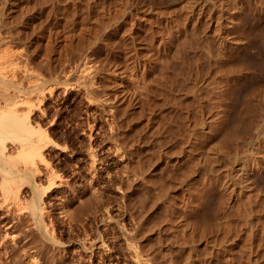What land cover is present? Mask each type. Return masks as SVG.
Here are the masks:
<instances>
[{
    "label": "rangeland",
    "instance_id": "374dc122",
    "mask_svg": "<svg viewBox=\"0 0 264 264\" xmlns=\"http://www.w3.org/2000/svg\"><path fill=\"white\" fill-rule=\"evenodd\" d=\"M8 1L9 0H0V43L2 44V45L0 44V57L2 55V58L0 59V62H2V63H0V67H1L0 69L1 70L3 69V73L6 72L5 77L7 76L6 81H7L8 85H11L12 87L14 85V87H16V88L18 87V90L19 91L22 90V92L26 91L32 85V83L35 82L36 79H40L39 81L42 82L43 86L38 91L39 92L38 98L35 99L33 97L34 99L32 98V100L30 101V103H31L30 105H32V107L30 106L28 109H26L28 106H24V107H22V109H20V111L22 112L23 116H26L28 114V118L30 120L29 124L32 125L31 127H33L34 130H36V131L38 130L37 132H40L39 134H41L40 129H45L48 136H50L51 140L54 141V143L56 144L55 145L54 143H48V142L46 143V141H48V140L46 138H44L45 136H43L42 134L39 136L40 138H41V136H43V138H44L41 140L42 141L41 143H43V147H42L41 151H42L44 158L46 160L45 163H47V165H48V167L47 168L45 167V168L48 170H51V171L54 169V171H53L54 175H56L58 172V174L56 175L57 179H59V177H60L59 180H63L64 182L67 183V185H66V183H64L61 187L49 186L48 182H47L48 179L45 177V175L47 177H48V175L45 173L44 166H46V165H44V164L43 165L39 164L38 165V166H40V167H38V169H40L38 171L39 173L36 174L35 176L32 175V178L34 177L33 178L34 184L39 187L40 191L44 195V196H42L43 199L41 200V203H44L43 205L45 206V209H47L49 211V213H48L49 219L47 217L48 221L46 220V222L47 223L51 222L50 223L51 225L50 224H48V225H50L51 228L53 227L52 228V230H54L53 234L56 233L55 237L57 236L56 238L59 240L58 246H56V247L54 246V248L56 250L60 251V253L63 252L62 258L60 260V258L58 256H61V254L55 255V254H57L58 251L55 252L53 250L54 249L53 247H49V249L50 248H52V249L47 250V252L49 251V255H51V256L54 254V256H53L54 258H52V261H53L52 263L48 262L47 264H60V263L61 264L62 263L63 264H151V263L152 264H165L164 262H166V264L167 263L168 264H176L177 263L176 261L178 259H179L178 263L180 262L179 264H182L183 261H185V262H183L185 264L187 261L194 262L197 260H200V264H224V263L225 264H232V263L233 264H247L246 263V259L248 257V253H247L248 252V249H247L248 245L247 244H249V243L251 245L253 243L258 244L259 246L261 245L259 247L258 245H252L251 246L249 244V246H250L249 248L252 247V250H254L256 248V250L253 253L252 252L250 253V258L251 259L254 258L253 260L257 261V262H255L257 264H261L260 262H262V264H263L264 257H263V259L260 257L264 256V236L262 234V236H260L261 239H258L259 231L256 234V236L254 235L251 237V236L245 235L246 237H242L241 239H239L240 241H238L237 242L238 244H236L234 247H227L226 253H223L224 256L222 253H221L222 256L220 254H218V255H216L215 253L212 254V249L214 248L213 241L217 237L220 238V236H219L220 234L217 235V232H216L217 228L216 227L220 226V223H218V222L220 221L221 218H222V220L220 222L223 221L222 215L224 214V212H222V211H224L222 209L223 208V206H222L223 200L220 201L221 199H223V197L218 198L221 194L219 192H218L219 194L218 193L214 194L217 191L214 192V190L212 191L211 189L205 190L203 197H205V196H207V197H205V199L202 197V199L207 202L206 203L202 200L203 201L202 206H205L207 209H210L211 212L207 211L205 207H204L205 209L202 207L204 210L201 208L199 210L200 213L197 212V214H196L198 216V217H196V218H198L197 221L200 218V220L198 221L200 226L203 224L204 221L205 222L210 221V222H206V226H207V223H209L210 227L214 229V231H213V229H212V231L216 232V233L213 234V232H210V234H209V232H207V234L205 233L206 235L204 234V236H203V234L200 232L201 230L199 231L200 233H198V231H196V230H193V232H192V230H188L187 232H192V233H187V232L182 233V235L185 236L186 238L181 237L182 235H180V234H178V235L181 238L174 237V236H178L175 233L176 228H173V227H176V222L175 223L173 222L172 224L174 226L171 227L172 225L169 223L168 218H167L168 222L161 220L163 218H165V220H166L165 216H167L166 210H165L166 213L164 211L160 212L163 209H165L164 207H160L159 209H157L158 207H156L152 210L148 208L147 204H149V203H147V201L149 200L148 202H150V200L153 199V197H154V195H153V197L151 196L153 193H151V195L149 194L150 191L148 192V190H146V192L149 194V196L146 192H145L146 194L143 193L144 195H141L142 194L141 190H143V192H144V188H142L141 190H138L141 187L139 185H137L133 188V190L130 194V199H132L133 201L130 199L128 201V200H125L124 198H122L123 197L122 195L124 194V190H123L124 186L121 185L123 182L120 181V179L124 181L128 177L127 175H130L129 177L133 178L134 174H137L139 172V169H138V171H136L137 170L136 167L143 160V158H142L143 153L141 151L138 153L139 158L136 157L137 151L139 150V148H138L139 145H141L145 141L144 137L140 141L141 137L145 136V139H146V137L148 139L151 138L150 140L152 141V143L148 139H147L148 141H146V142H148L146 144H148V146H150L151 144L154 143V139L156 140L157 139L156 137H158L159 134H161V133L165 134L164 129H162L164 132H162V130L160 132L155 131L156 132V135H155L154 134L155 133L154 130H156V129H154L155 125L154 126H145L142 124L143 123V121H142L143 120L142 119L143 113L145 114V110H143L142 104H141L142 99H143V97H145L144 93H147V94L150 93V90L152 89L151 86L153 84V82L150 83L149 80L150 81L156 80L159 77V75H161L160 72L163 71V66L165 68V62L162 63L163 64V66H162L160 64V62L158 63L157 56H159L158 59H161L160 57L165 56L167 58L166 59L164 58V61H166L168 59V62L170 64L172 63L174 68L171 67L172 65H170L169 70L165 68L166 71L168 73H170L173 69H175L176 65L179 67V64H176V63L180 62L178 60L179 57H180V59L181 58L186 59L185 62H187V60L190 58V56H191V58H190L191 62H192V60L196 61L197 59L201 60L202 62H205L203 60V58H200V57L202 56V54H203V56H205V50L203 51L202 48H204V47L206 48V45H207L206 42L199 43V44L197 43L196 45H198V46L201 45L200 46L201 49H200V47L196 48L197 46L194 44V43H196V41L194 40V38H192L193 35H190L191 36L190 38H189V34L186 35L188 37V39H187L186 36L183 37V34H181V36L183 37V38L182 37L181 38L183 40H180L179 37L176 36V38L178 37L179 40L173 39V41H174V45H173V41L172 42L170 41V38H168L169 35L167 33H169V31H170V28L168 29V27H170V26H172L171 30H174V28H173L174 24L170 23V26L168 24H166L164 26L165 28H162V27H160L163 25L162 23H160V26L158 27V25H159L158 20H154L155 23H157V24L153 23L152 29L153 30L157 29V31H159V32H157L156 35L158 33H160L159 35H161V36H160V39L158 38L159 35L155 36V38H157V39H155V38L152 39L151 35H149V33L144 34L145 33L144 31H141V30L139 31L136 27L131 26V23H129L133 20L131 14H129L130 16L127 14L126 18H125L126 20H124V21L119 20L117 23L114 22L116 20V18L121 14V11L123 9H125L124 7H126V4L128 7L130 6V5H128L129 1L130 2L134 1L136 4L141 5L144 2V0H10L9 2ZM11 1H13V2H11ZM228 2L230 4V6L233 8V12H232L233 14H231V17L232 18L233 17L235 18V16L237 17L236 18L237 20H235V21L239 22V26L237 28H234L230 32V36H232V38H235V40L232 42H229L226 45L225 56L223 57L224 60L226 61V64L224 66L225 70L224 69L220 70L218 67L214 66L212 68L213 70H211V71L213 72L212 73L213 75H214V73H215V75H217V80L221 81L223 84H225V86H226V84H228V85L231 84L232 88H230V91H232V92H230V93H232V94L231 95H230V93H229V95L227 94L225 96V100H224L223 96L220 97L218 102L220 101L219 103H221V104H224L226 102V104L224 106L227 109L226 110L227 115L229 113L227 122L228 123L231 121L233 122L234 116L233 117H231V116L234 115L235 112H236L235 115H238V116L234 117L236 119V122L234 120L233 126L231 124L232 122L228 124L229 126L225 125L224 126L225 128L223 127V129L221 128V130H218L220 132H218V134H216V135H215V133H217V132L205 135V137L202 138V135H204V130H202V129H204V127L208 125L204 122V121L208 120V119L206 120L204 116H206V118H211V117L214 118L216 115L215 112L218 113L219 112L218 110H220V109H216L215 111L213 110V111L209 112V108H208L209 106L206 105L207 102H206V104L204 103L206 105V107L204 106L201 109L202 113H201V110H199L200 108L197 109L195 107L197 110L191 109L186 115H185L184 110L182 111V109H183L182 107H184V106H182V105L180 106V104L179 105L177 104V106L178 107L180 106V108H181L180 109L181 113H179V108L176 107V111H178V112H176V114L179 113L180 115L179 114H177V115L182 116V113H183L185 118L182 116L183 118L180 117L181 119L179 118V121H178L177 119L179 116H176L177 117L176 118L175 115L171 111H169V112L167 111L166 113H168V114H166L164 112L163 113L165 115H172L173 114L174 116L173 115L172 116H165V117L163 116V119L164 118L169 119L170 117H173V118L169 119L170 123H171V120H172V122H173V120H174V122L177 120L176 124L178 123L177 126H180L179 129H181V131H180L181 136H182V133L185 136H187L189 134L188 131L191 132L192 137L189 134L188 135L189 137H188V139H186V142L190 143V142H192L193 139L194 140L195 139H202V145L204 146V149H207L208 146H211V145H214V144L220 142L219 140L223 141V139L228 138L230 140L231 144H230V142L226 143V145H227L225 147V148H227L226 152L227 153H233V154L235 152L236 153L238 152L237 154L240 155V153L241 154H244V153L247 154L249 152L250 148H252V146H256L257 144H258V146H260L258 141L262 137H264V134H263L264 133V123L262 122L263 119H260V118H262V116H264L263 115L264 114V95H263V97L260 96L262 93H264V40H263L264 38L263 39L261 38V36L264 37V12H259L257 10L260 8V6H262L264 4V0H228ZM236 3H238V5H236ZM120 9H122V10H120ZM119 17H121V15ZM119 17L117 19H119ZM112 18H113V20H111ZM32 25H33V28H32ZM110 25H112V26H110ZM118 26H119V28H118ZM159 28H162L163 30L159 29ZM165 29L167 32L165 31ZM126 31H127V33H125ZM163 31H165L166 33H164ZM134 32L135 33L139 32L140 34L138 36H136ZM123 33H124V35H123ZM199 33H201V32H199ZM132 35H134V36H132ZM140 35H141V37H139ZM164 35L165 36L167 35V36L165 37ZM136 37H137L138 42H136L137 40H135ZM259 37H260V40L258 39ZM150 38L152 41L150 40ZM164 38H165V40H164ZM184 38H185V40H184ZM143 39L146 42H144ZM146 39H148V40H146ZM158 39L159 40L162 39V40H164V42L166 41V43H168L166 48H165V46L164 47L161 46L160 48L158 46L155 47V44H157L158 43L157 41H159ZM169 41L172 43V45L170 44ZM246 41L248 43L249 42L251 43L252 41H254V42L251 43L253 45L250 44L249 47L244 48L243 43H245ZM212 43H213V41L211 42V44ZM143 44L145 46H143ZM214 45L215 44H213V46ZM135 46H137V47H135ZM141 46L143 48L145 47L144 48L145 50H139V47H141ZM5 47H7V48H5ZM146 47H148V49ZM157 47H158V49H157ZM168 47H170L169 50L167 49ZM156 49L158 52L154 51ZM164 49H165V51H164ZM198 49H200V50H198ZM213 49H214V52H213L214 57L212 60H216L217 57L215 56V54H216L215 51H217V46H214ZM148 50H149V52H148ZM166 50H168V51H166ZM7 51H9V52H7ZM3 52L5 54H3ZM148 53H150V55L152 57L149 56ZM200 53H201V56L199 55ZM164 54H167L169 56V58L167 55H164ZM177 54H178V56H177ZM4 55L6 57L3 58ZM174 55L178 57V58L176 57V59L178 61L173 60V59H175ZM194 56H196V60H195ZM154 57L156 58V61H157V66H155V68L156 67L157 68L156 69L153 68L154 70L152 69L150 72L151 76H150V73H148L149 75L147 74L148 75L147 76L145 73H143L141 71V67H139L138 64L143 62V60L151 61V59H152V61H155ZM5 58H6V61H5V63H3ZM169 60H171V61H169ZM189 60H188V62H190ZM1 64H3V65H1ZM125 64H126V66H125ZM131 64H133L134 66ZM158 64H160V65H158ZM82 65L86 66L88 68L91 67L90 69H88V78H86L87 76L85 75L87 73H84V76H83V70L82 69H84V68H82L83 67ZM177 66H176V68H177ZM203 66H205V63H203ZM2 67H4V68H2ZM224 67H222V68H224ZM136 69L138 71H140L141 74L140 75L138 74L140 77L137 75L138 71ZM244 70H246L247 72ZM89 71H91L92 74ZM152 72H153V74H152ZM154 73H155V75H154ZM78 75L79 76L81 75L82 77L81 76L79 77ZM152 75L155 76V79ZM147 77H149V78H147ZM151 77L153 78V80ZM184 77H186V75ZM86 79H88V80H86ZM192 79L193 78L187 77V82L185 84L189 85V86H187L188 88L192 86V83H193ZM144 80H146V82H144ZM254 80H257V81L255 82ZM115 81L121 85H118ZM183 81L185 82L186 79H183ZM111 82H112V84H111ZM184 82H182V83L184 86H186L184 84ZM252 82L255 85L257 84L256 85L257 88H255V90L252 88L254 90V91L252 90L254 93L251 91V88H249V86L250 87L254 86V84ZM146 83H147V85H146ZM251 83L253 84L252 86H251ZM154 84H155V86H157L156 83H154ZM256 86H254V87H256ZM12 87L9 88V91ZM136 87L138 90H136ZM131 88H134L135 90L131 89ZM248 88L250 90H248ZM121 90L123 91V93H121ZM161 90H163V87L161 88ZM205 91H207V90H205ZM205 91H201L202 93L200 95H201V97H203L207 101V98H211V96H209V95H211V93L205 92ZM249 91H250V93L252 92L253 95L256 93L255 91H257V92L259 91V97H262L261 98L262 100L258 96L257 97L259 98V100H257L256 95L258 93H256V95L251 97L252 95L249 93ZM130 92L135 93V94L131 95ZM138 92L139 93L141 92V93L138 94ZM164 92H165V90H164ZM119 93H121V94H119ZM245 93H246V95L250 94L251 98L248 97L249 95H247V96L244 95ZM85 94H87V95L85 96ZM113 94H115V96ZM123 94H125L126 96H125V98L121 99V100H123V101H121L120 95L122 96ZM141 94L142 95L144 94V95L142 96ZM127 95H128V97H127ZM129 95H131V96H129ZM88 97L89 98L91 97L90 99L92 101L89 100ZM247 97L251 101L248 100ZM253 98L256 99L254 101H257L258 104L262 103L263 105L262 104L257 105V103L254 105L253 103H255V102H253ZM135 99H136V102L139 103L140 105L134 102ZM223 100H224V102H223ZM247 100L250 101V103H249L250 105L248 104L247 105L248 107L246 108L245 103H248V102H246ZM260 100L263 102H261ZM96 101H98V102H96ZM130 102H131V105H130ZM251 103L253 105H251ZM135 104H137V105H135ZM139 106L142 108L141 109L142 114L140 112H138V111H140V109H137V112L140 115H142L141 118H140V116L138 117V115H137L138 113H136V111L134 113V110H136L135 108H137V107L139 108ZM231 106H232V108H231ZM249 106H250V109H249ZM252 106H255L257 108L252 107ZM100 107H101V109H100ZM228 107H229V109H228ZM128 108H129V111H128ZM29 109H31V110H29ZM117 109H119V110H117ZM206 109H208V111ZM246 109H249L251 111L246 110ZM122 110H123V112H122ZM240 110L241 111L243 110V111L241 112ZM127 111L129 112V114ZM130 111H132L131 113H133V115L136 114L137 116L135 115L133 117V115L130 114ZM231 111H233V112H231ZM21 112H20V114H21ZM199 113H201L203 115H201ZM113 114L115 117L113 116ZM125 114H127V115H125ZM191 114L193 116H190ZM196 114L200 115V116H197ZM241 114H242V116H241ZM255 114H256V116H254ZM129 115H131L134 119L132 117H130ZM239 116L241 117L240 119L244 120V122H241V126L239 125L240 122H237L238 120L236 118V117L239 118ZM137 117H138V119H137ZM174 117H175V119H174ZM249 117H251L250 118L251 121L248 120ZM186 118H188V119H186ZM190 118H191V120H190ZM199 118H203V120L199 119ZM135 119H137L135 121L136 127H139L138 125H140L139 128L134 127L135 126V122H134ZM183 119H184V122L182 124ZM230 119H232V120H230ZM137 121H139V122H137ZM166 121L169 123L168 120H166ZM187 121L190 124L187 123ZM200 122L203 123L202 124V126L204 125L203 127H201ZM253 122H255L256 125L262 124L263 127L258 129V131H257V128H259V127H258V125H257V127H255L256 125L254 123L253 124V126L255 125L254 126L255 128H254L252 126ZM180 123L184 126V128H186L185 126H187V129H189V130L186 129L187 132H186V130H184L185 132H183L182 131L183 126ZM196 123H197V128H195ZM243 124L245 126L244 131H243ZM198 125H200V126H198ZM234 125H235V127H234ZM226 126H228V127H226ZM151 127L154 130L151 129ZM198 127H200V128H198ZM236 127H238V130ZM115 129H117V130H115ZM147 129H149V130H147ZM177 129H178V127H176V134H177L176 135L177 136L176 146H178L177 140H178V136H179L177 133ZM151 130H153V132H154L153 135H152ZM259 130H261V132H259ZM149 131H151L150 132L151 134L147 133ZM114 132H115V134H114ZM136 132H139L141 137L139 136V133H136ZM142 132H143V134H142ZM244 132H246L247 134ZM120 133H121V136L123 135L122 137L124 139H121L122 137L120 136ZM257 133L258 134L262 133L263 135L262 134H261L262 136L257 135ZM39 134H37V135H39ZM147 134H148V136H147ZM164 134H163V136H164ZM212 134H213V136H212ZM244 134H246V135H244ZM114 135L116 137H114ZM236 135H238L239 137ZM152 136H154L153 140H152ZM218 136H220L221 139ZM117 137H118V139H117ZM128 137H129V140H128ZM131 137H132V139H131ZM138 137H140V138H138ZM185 138H187V137H185ZM217 138L219 140H217ZM135 139L136 140L138 139V140L136 141ZM133 141L134 142L136 141V142L133 143ZM138 141L142 142V143L140 144V143H138ZM126 142H127V144H126ZM118 143L120 145L121 144L122 145L120 146V145H118ZM128 143H130V145L132 147H130V148L127 147V146H130ZM155 143H157V141H155ZM228 143L230 144L229 146H228ZM143 144H145V142ZM137 145H138V147H137ZM121 147L123 148L122 149L123 151L120 150ZM117 148H119V152L116 151ZM127 148H129V150ZM126 149H127V151H126ZM124 150L127 152V153L125 152L126 154L124 153ZM130 150H131V153H130ZM133 150H135V151H133ZM134 152H136V154H135L136 156H134ZM116 153H118L119 155ZM140 153L142 154L141 156L139 155ZM120 154L123 156L121 158L122 160L120 159V157H121ZM191 154L195 155V152H191ZM132 155H133V157H132ZM94 156H96V157H94ZM124 156L125 157L127 156V158H125ZM18 159L24 160V158L23 159L18 158ZM18 159H16V160H18ZM135 159H136V161H139V162H135ZM20 160H18V161H20ZM130 160H134V162L131 161L133 164H135V163H139V164H136L135 166H132L130 168L129 167L130 166L129 163H131ZM124 161H125V164L126 163L128 164V165L126 164V168H125V164L123 163ZM133 164H131V165H133ZM122 165L124 167H122ZM168 166L169 165H167V166L165 165V167H166V168H164L165 173H166V171H168L167 176H168V173H169V176H172L175 172L170 166L169 167ZM163 167H160V169ZM123 168L126 170L128 169V170L127 171L123 170ZM135 168H136V170H135ZM160 169L158 170V172H159L158 174L161 173L160 174L161 176L159 177V175L157 174V178H160V179L164 178V177L167 178L165 176L164 171H161L163 169H161V170ZM213 169H216V168H213ZM219 169L217 168V170H219ZM40 171H41V173H40ZM124 171L128 172L129 174H127ZM221 171H222V169H220V171H218V172L215 170L214 173L220 174ZM122 172H124L125 175ZM163 174H164V177H162ZM178 175L179 174L176 171V176H178ZM125 176H126V178L122 179ZM220 177H223V176L221 175ZM257 181H258L257 184L260 187H264V182L262 180H261L262 182L259 180H257ZM113 182L116 184H114ZM120 186H122L123 188H121ZM29 187L30 186L27 185L26 183H24V185H23V183L21 184L20 191L22 194L21 198L23 197L22 200H29L30 199L31 192L29 190L30 189ZM45 188H47L48 191L45 190ZM90 191H91V193H90ZM122 192H123V194L121 195ZM93 194L96 195L95 199H94ZM180 195L181 194L179 192L178 196H180ZM208 195H209V197H208ZM91 196H93V197H91ZM178 196H176V201L178 200L177 202H179L180 204L182 201H183V203L187 201L185 197H184L185 200H182L183 194L181 195L182 196L181 198H179ZM103 197H104V199H103ZM116 198H118L119 201H118V199L116 201ZM142 198H144V199L148 198V199L143 200ZM142 200L144 202L146 201L145 203H147V204L144 205L142 203ZM50 201H51V203H49ZM126 201H127V203L132 201V205L130 204L131 202L129 203L130 205H127ZM218 201H220V202L217 203ZM59 202L63 204L65 209H68L67 212L71 216L69 220L63 218V215H62L63 212L60 209V205H59L60 203ZM205 203H206V205H204ZM213 203H215V204H213ZM93 204H94V206H93ZM218 204H219V206H218ZM261 205H263V204H261ZM261 205L259 207H262ZM91 206H93V207H91ZM127 206L129 208V210H127L128 209V208H126ZM143 206H144V209H143ZM216 206H217V208L219 207L218 208L219 210L216 208ZM221 206H222V208H221ZM146 208H147V210H145ZM161 208H162V210H161ZM143 210H145L147 212L144 211V214H143ZM214 210L215 211L217 210V211L215 212ZM249 210L250 209H246V211H248V212H249ZM203 211H206V212H203ZM94 212H97V213L95 214ZM159 212L162 213L163 215L165 214V216H162V214H160ZM207 212H209V213H207ZM214 212L216 214L217 213L219 214L221 212L220 216L217 214L221 218L220 219H219V217L214 218L217 216ZM146 213H148V217H147ZM155 213H157V215ZM203 213H205V214H203ZM131 214H132V216H131ZM255 214H257V213H255ZM137 215H139V216L137 217ZM143 215H144V217H143ZM151 215H153L152 218H151ZM208 216H210V217H208ZM143 218H144V220H142ZM148 218H149V220H148ZM258 218H259V222L261 221L260 223H262V225H263L264 220L262 221V219H264V218L263 217H258ZM109 219H111V220L108 221ZM214 219L217 220V222H215L216 220L214 221L216 227H215L214 223L212 222V220H214ZM154 221H156V222H154ZM162 221H164L165 223H162ZM205 222H204V224H205ZM167 223L169 225H167ZM147 224H149V225H147ZM217 224H219V226ZM157 225H160V226H157ZM164 225L167 227L170 226L172 228V230L169 227H168L169 229H167V227H164ZM203 225H202V228L206 227L205 225L204 226ZM156 226L159 228V230L157 228H156L157 230L155 229ZM121 227H123V228H121ZM179 227H183V226H179ZM256 227H257V225H256ZM124 228H125V230H124ZM161 229H162V231L165 230L166 233L168 231L169 234L168 233L167 234L169 236L167 234H165L166 236H164V233H163L164 231L163 232L160 231ZM140 231H142L143 233ZM152 231L155 234L157 232L158 235L156 234L157 235L156 236ZM194 231H195V233H194ZM170 232H172V233H170ZM196 232H197V235H196ZM149 233L150 234L152 233V234L150 235ZM146 234H148V236ZM188 234H192V235L188 236ZM209 235H211V237H213V238L209 237ZM194 236H195V238H194ZM196 236H199V238H196ZM247 236H248V238H247ZM123 237H124V239H123ZM249 237H250V240L253 239L254 242H253V240L249 241ZM176 238H177V241H176ZM205 238L207 240H205ZM199 239H201L202 241L200 242ZM82 240H84L83 243H82ZM148 240H150V242ZM125 241H127V242H125ZM259 241H261V243H259ZM129 242L130 243L132 242L131 243L132 245H130ZM192 242L194 243V245ZM206 242H207V244H206ZM202 243H205L204 246L208 247V249H207L208 251L204 249L205 247H203ZM8 244L6 246V249L10 250L11 244L10 243H8ZM136 244L138 247L136 246ZM150 244H151V246H150ZM184 245H185V247H184ZM194 246H195V248H194ZM254 246H256V247H254ZM257 246H258V248H257ZM200 247H202V248H200ZM209 247L211 248V250H209L210 249ZM132 249L133 250L135 249L138 253L136 251H133ZM154 249H155V251H154ZM196 249H199V250L196 251ZM228 249H231V251L230 250L229 251L232 252L233 254L229 253ZM191 250H194V251L192 252ZM28 251L29 250L27 249L26 251H24V253L22 252V254H24V256H26L29 253ZM166 251H168V252H166ZM176 251H177V253H176ZM51 252H52V254H51ZM187 252L188 253L192 252V254H190V253L188 254ZM180 253L182 256H180ZM183 254L186 256H184ZM139 255L140 256L142 255L141 258ZM148 255L150 256L151 259L149 258ZM153 255L155 256L156 259L153 257ZM233 255H234V258L232 257ZM198 256H200L199 257L200 259H198ZM201 256L204 257V259L201 258ZM219 256L224 258V259L220 258ZM227 256L231 257V258H228ZM251 256H253V258ZM147 257L150 259V263H149V259H147ZM194 257H196L197 259H195ZM232 258H233V260L231 261ZM144 259H147V260H145L146 263H145ZM190 259H192V260H190ZM207 259L209 262L207 261ZM234 259H235V261H234ZM210 260H211V262H210ZM248 260H249V258L247 259V262H248ZM54 261L55 262L57 261V262L54 263ZM147 261H148V263H147ZM160 261H162V262H160ZM205 261H206V263H205Z\"/></svg>",
    "mask_w": 264,
    "mask_h": 264
},
{
    "label": "bare ground",
    "instance_id": "6f19581e",
    "mask_svg": "<svg viewBox=\"0 0 264 264\" xmlns=\"http://www.w3.org/2000/svg\"><path fill=\"white\" fill-rule=\"evenodd\" d=\"M10 1V0H9ZM8 1V2H9ZM13 2V1H11ZM130 5L129 7L127 6L126 4V7H124L125 9H120L122 10L121 11V17H119V19L116 18V20L114 22H118L119 20H126V15L128 14H131L132 15V18L133 20L129 23H131V26L133 27H136L139 31H144L143 33L144 34H148L151 35V38H155V36L159 35L160 33H158L156 35L157 32V29L153 30L152 29V25L153 23L154 24H157L155 23L154 20H158V27L160 26V23H162L160 27L162 28H165L164 26L166 24H168L170 26V23L171 24H174V30H171V27H168V29L170 28V31L169 33H167L169 35L168 38H170V41L172 42L173 39H179L180 40H183L182 38L185 37L186 35L189 34V38L191 37L190 35H193L192 38H194V40L196 41V43H194L195 45L198 43H204L206 42V48H202V50L204 51L205 50V56H201V53L199 54L200 58H203V60L205 62H202L201 60L197 59L196 60V56L195 57V60L196 61H193L191 62V56H190V62H185L186 59H183L180 57L178 58V54L177 56H175V59L173 60H177L176 57L178 58V60L180 61L179 63H176V64H179V67L175 66V69H171L170 73H168L166 71V69H170V65H172V63L170 64L168 62V59L166 61H164V58L166 59L167 57H160L161 59H158L159 56H157V60H158V63L160 62V64L163 66V62H165V68L163 66V71L160 72L161 75H159V77L154 80V81H150L149 82H153L152 84V89L150 90V93L147 94V93H144L143 95L145 97H143L142 99V108L143 110H145V114L143 113V117L142 115H140L138 112L141 113V107L139 106V108H135L136 110H134V113L136 111V113H138V117L140 116V118L142 117V121H143V125L145 126H154V130L152 127L151 129L154 130V132H160L162 129H164L165 131V134L164 133H161L158 135V137H156L157 139L155 140L154 139V143L151 144L150 146H148V142L146 141H151L150 139H148L146 137L145 139V136H140V133L139 132H136V133H139V136L141 137L140 141L142 140V138L144 137V142L145 144H143L142 142H139L138 143H142L141 145H137V147L139 148V150L137 151V154L136 152H134V156L138 157V153L141 151L143 153V160L139 163H135L133 164L132 162H134V160H130L131 163L130 164V168L132 166H135L136 164H139L135 170L138 171L139 169V172L137 174H134L133 178L129 177L130 175H127L128 177L126 178V176L122 179H125L124 181L120 179V181H122L121 185L124 186V188L122 186H120L121 188H123L124 190V194L123 192L121 193V195L123 196L122 198H124L125 200H128L130 199V194L133 190V188L137 185H139L141 188L138 189V190H141L142 188H144V192L143 190H141V195H144L143 193L146 192V190H148L149 194L151 195V193H153L151 196L153 197V199L150 200V202L147 201V203H145L143 200L145 199H148V198H142V203L144 205H148V208L149 209H154L156 207H158L157 209H159L160 207H164L165 209L161 210L160 212H167V216H165V214L163 215L162 213V216H165L166 217V220L168 218L169 220V223L172 225L171 227H173L174 225L172 224L173 222L175 223L176 222V227H173V228H176V235L180 234L182 235V233H185L187 232L188 230H196L198 231V233H202L203 236L204 234L207 232H213L214 229L210 227L209 223H207V226H206V222H210V221H204L203 224L206 226V227H203L202 228V225L200 226L199 225V220L197 221L198 217L196 214L197 212H199V210L205 206H202V202H206L205 200L202 199L203 197V194L205 192V190H214L217 191L215 192L214 194L216 193H220L221 195L219 196L218 194V198H222L223 199H219L220 201L223 200V203H222V206L221 208L224 210L222 212H224V214L222 215L223 216V221L220 222L222 220L220 216V213L217 215L215 212L214 213L217 215L216 217L214 218H218L220 219V221L218 223H220V226L219 224H217L219 227H216L214 220H212V222L214 223L215 227L217 228L216 229V232H217V235L220 234V238L217 237L214 239L213 241V246L214 248L212 249V254H220L221 253H226L227 251V247H234L236 244H238L237 242L240 241L239 239H241L242 237H246L245 235H248V236H256V234L258 233L259 231V234H258V239H261L260 236H264V224L262 225V223L259 222V218L258 217H263L264 218V187H260L258 184H257V180L259 181H263L264 182V137H262L258 142H259V145L258 144L256 146H252V148H250L249 152L246 154H237L236 152L233 154V153H227L226 149L225 148L227 145L226 143L227 142H230V140L228 138H225L222 140H219L217 138V140H219L220 142L214 144V145H211V146H208L207 149H204V146L202 145V139H193L192 142H186V139H188V135L190 134V136L192 137V133L188 131V135L185 136L183 133H182V136H181V129H179L180 126H177L178 123L176 124V121L178 120L179 121V118H183L184 115L182 113V116H179L181 113L180 112V106H184L182 107V111L184 110L185 112V115L191 110V109H199L201 110L204 106L206 107L209 106V112L210 111H215L216 109H220L218 110L219 112L216 113L215 112V117H211V118H206L205 119L207 121H204L206 124H208L207 126L204 127V135H202V138L205 137V135H208V134H211V133H215L218 134V130H221V128L223 129V127L225 125H228L229 123L231 122H227L228 121V116H229V113L227 115V109L226 107L224 106L226 104V102L224 104H221L218 102V100L220 99V97H224V100H225V96L230 92V88L231 87V84H223L221 81L217 80V75H214L212 74L213 72L211 70H213L212 68L214 66L218 67L220 70L221 69H224L225 70V64H226V61L224 60V56H225V48H226V45L229 43V42H232L235 40V38H232V36H230V32L231 30H233L234 28H237L239 26V22L238 21H235L237 20L236 16L235 18L231 17V14H233V8L230 6L228 0H144V2L141 4V5H138L136 4L134 1H129L128 2ZM12 5V4H11ZM236 5H238V3H236ZM130 8V9H129ZM237 8V7H236ZM235 8V9H236ZM259 12H264V4L262 6H260L259 9H257ZM235 12V11H234ZM30 16V15H29ZM130 16V15H129ZM152 16V17H151ZM115 17V16H114ZM129 18V17H128ZM130 19V18H129ZM113 20V18L111 19ZM128 20V19H127ZM154 22H153V21ZM122 22V21H121ZM157 22V21H156ZM111 24V23H110ZM113 25V24H112ZM110 25V26H112ZM130 25V24H129ZM125 26V25H124ZM121 27V26H120ZM32 28H33V25H32ZM105 28V27H104ZM107 28V27H106ZM111 28V27H110ZM115 28V27H114ZM119 28V26H118ZM162 28H159V29H162ZM2 29V28H1ZM15 29V28H14ZM125 29V28H124ZM167 29V30H168ZM127 30V29H126ZM163 30V29H162ZM108 31V30H107ZM156 31V32H155ZM166 31V29H165ZM165 31H163L164 33H166ZM201 32V33H199ZM127 33V31L125 32ZM135 33V32H134ZM162 33V32H161ZM140 33L137 32L135 33L136 36H138ZM181 34H183V37L181 36ZM260 34V33H259ZM124 35V33H123ZM121 36V35H120ZM134 36V35H132ZM160 36L159 35V39H160ZM165 36V35H164ZM167 36V35H166ZM165 36V37H166ZM176 36H178L176 38ZM141 37V35L139 36ZM149 37V36H148ZM182 37V38H181ZM187 37V36H186ZM121 38V37H120ZM135 38V37H134ZM150 38V40H151ZM163 38V37H162ZM167 38V39H168ZM261 38L263 39L264 37L261 36ZM157 39V38H155ZM158 39V40H159ZM178 39V40H179ZM188 39V37H187ZM260 40V37L258 38ZM137 40V37L136 39ZM144 40V39H143ZM148 40V39H146ZM165 40V38H164ZM164 40H159L157 41L158 43L155 44V47L158 46L159 48L162 46L166 48V46L168 45V43H166V41L164 42ZM169 40V39H168ZM185 40V38H184ZM257 40V39H256ZM255 40V41H256ZM258 40V41H259ZM264 40V39H263ZM141 41V40H140ZM152 41V40H151ZM169 41V42H170ZM202 41V42H201ZM213 41V43L211 44V42ZM257 41V42H258ZM138 42V40L136 41ZM143 42V41H142ZM144 42H146L144 40ZM170 42V44L172 45V43ZM178 42V41H177ZM254 42V41H252ZM251 42V43H252ZM140 43V42H139ZM138 43V44H139ZM189 43V42H188ZM250 42L248 43L247 41L245 43H243V47H249ZM261 43V42H260ZM1 44V43H0ZM5 44V43H4ZM147 44V43H146ZM154 44V43H153ZM190 44V43H189ZM213 44H215L214 46H217V51H215V56L217 57L216 60H212L213 57H214V49H213ZM2 45V44H1ZM6 45V44H5ZM173 45H174V41H173ZM253 45V44H251ZM138 46V45H137ZM135 46V47H137ZM143 46H145L143 44ZM183 46V45H182ZM198 47H200L201 45H196ZM149 47V46H148ZM148 47H146L148 49ZM154 47V46H153ZM157 47V49H158ZM173 47V46H172ZM7 48V47H5ZM145 48V47H144ZM142 46L139 47V50H145ZM170 47H168L167 49L169 50ZM177 48V47H176ZM2 49V48H1ZM146 49V50H147ZM154 50V51H157ZM162 49V48H161ZM160 49V50H161ZM201 49V47H200ZM198 49V50H200ZM6 50V49H5ZM4 50V51H5ZM8 50V49H7ZM153 50V49H152ZM166 50V51H168ZM165 51V49H164ZM9 52V51H7ZM6 52V53H7ZM149 52V50H148ZM158 52V51H157ZM171 52V51H170ZM162 53V52H161ZM160 53V54H161ZM166 53V52H165ZM3 54H5L3 52ZM8 54V53H7ZM149 56L150 53H148ZM163 54V53H162ZM161 54V55H162ZM169 54V53H168ZM164 55H167V54H164ZM168 56V55H167ZM173 56V55H172ZM182 56V55H181ZM6 57L5 55L3 56V58ZM152 57V56H151ZM171 57V56H170ZM2 58V55L0 57V59ZM85 58V57H84ZM140 58V57H139ZM155 58V57H154ZM169 58V56H168ZM185 58V57H184ZM8 59V58H7ZM148 59V58H147ZM150 59V58H149ZM163 59V60H162ZM183 59V60H182ZM162 62H161V61ZM172 60V59H171ZM169 60V61H171ZM6 61V58L5 60L3 61V63H5ZM135 61V60H134ZM133 61V62H134ZM141 62V61H140ZM2 63V62H0ZM8 63V62H7ZM132 63V62H131ZM203 63H205V66H203ZM120 64V63H119ZM118 64V65H119ZM158 64V65H160ZM213 64V65H212ZM3 65V64H1ZM130 65V64H129ZM133 65V64H131ZM139 67H141V71L143 73H145L146 75L148 73L151 72V70L155 68V66H157V61H156V58H155V61H149V60H143V62H141L140 64H138ZM175 65V64H174ZM83 66V65H82ZM126 66V64H125ZM134 66V65H133ZM115 67V66H114ZM131 67V66H130ZM161 67V66H160ZM171 67L174 68V66L172 65ZM224 67V68H222ZM1 68V67H0ZM4 68V67H2ZM82 69L83 70V76H84V73H87L85 74L86 78H88V69H90L91 67H86V66H83ZM133 68V67H132ZM138 69V68H137ZM136 69V70H137ZM153 69V70H154ZM1 70V69H0ZM176 70V71H175ZM204 70V71H203ZM223 70V71H224ZM14 71V70H13ZM114 71V70H113ZM117 71V70H116ZM115 71V72H116ZM138 71V70H137ZM157 71V70H156ZM161 71V70H160ZM242 71V70H241ZM246 71V70H244ZM5 72V71H4ZM91 73V71H89ZM139 72V73H138ZM137 72V75L141 74L140 71ZM154 72V71H153ZM152 72V74H153ZM217 72V71H216ZM225 72V71H224ZM247 72V71H246ZM6 73V72H5ZM5 73H3V69L0 71V264H47L48 262H53L52 261V258H54V254L51 256L49 255V251L47 252V250H50L52 248L49 249V247H53L54 246H58L59 244V240L55 237V234H53L54 230H52V228L50 227V223H47L46 220H47V217L49 219V211L47 209H45V206L43 205L44 203H41V200L43 199L42 196L43 193L40 191L39 187L37 185L34 184V181H33V178H32V175H36L38 174L39 170L38 166L39 164H44L46 166H44V170H45V173L48 175V177L45 175V177L48 179L47 182H48V185L49 186H55V187H61L64 183L63 180H59L57 179L56 175H54L53 171L54 169L51 171V170H48L46 169L48 167L46 160L44 158V155L41 151L42 147H43V143H41L42 139L46 138L48 141H46V143H54V141L51 140L50 136H48V134L46 133V130L45 129H40L41 130V134L43 136H45L43 138V136H41V138L39 137L41 134H39L40 132H37L36 130H34L33 127H31L32 125L29 124L30 120L28 118V114L26 116H23L22 115V112L20 111V109H22V107L24 106H28L26 109H28L30 106L32 107V105H30V101L32 100V98L34 97L35 99L38 98V94H39V90L41 89V87L43 86L42 85V82L39 81L40 79H36L35 82L32 83V85L24 92L19 91L18 90V87H13L11 85H8L7 81H6V77H5ZM82 73V72H81ZM80 73V74H81ZM89 73V74H90ZM92 74V73H91ZM116 74V73H115ZM8 75V74H7ZM10 75V74H9ZM120 75V74H119ZM136 75V74H135ZM138 75V76H139ZM149 75V74H148ZM147 75V76H148ZM155 75V73H154ZM152 75L155 79V76ZM186 75V77H184ZM79 76V75H78ZM81 76V75H80ZM79 76V77H80ZM143 76V75H142ZM150 76H151V73H150ZM158 76V75H157ZM231 76V75H230ZM242 76V75H241ZM82 77V76H81ZM140 77V76H139ZM187 77H190V78H193V83H192V86L191 87H187L189 85H186L185 83L187 82ZM227 77V76H226ZM239 77V76H238ZM91 78V77H90ZM149 78V77H147ZM152 78V77H151ZM229 78V77H228ZM85 79V78H84ZM113 79V78H112ZM183 79H186V81L184 82ZM82 80V79H81ZM88 80V79H86ZM119 80V79H118ZM153 80V78H152ZM114 81V80H113ZM143 81V80H142ZM148 81V80H147ZM253 81V80H252ZM255 82L257 80H254ZM44 82V81H43ZM116 82V81H115ZM144 82H146V80H144ZM186 85L184 86L183 83ZM251 82V81H250ZM114 83V82H113ZM117 83V82H116ZM143 83V82H142ZM157 86H155V84ZM253 83V82H252ZM251 83V86L254 84ZM11 84V83H10ZM112 84V82H111ZM118 84V83H117ZM132 84V83H131ZM118 85H121V84H118ZM147 85V83H146ZM257 85V84H256ZM254 84V86H256ZM114 86V85H113ZM129 86V85H128ZM134 86V85H133ZM137 86V85H136ZM250 87L251 88V91L256 87ZM12 87L9 91V88ZM121 87V86H120ZM123 87V86H122ZM163 87V90H161V88ZM97 88V87H96ZM115 88V87H114ZM117 88V87H116ZM126 88V87H125ZM124 88V89H125ZM248 88V90H250ZM253 88V89H252ZM105 89V88H104ZM118 89V88H117ZM116 89V90H117ZM123 89V90H124ZM127 89V88H126ZM131 89H134V88H131ZM96 90V89H95ZM135 90V89H134ZM136 90L137 87H136ZM140 90V89H139ZM165 90V92H164ZM207 90V91H205ZM232 90V89H231ZM253 90V91H254ZM99 91V90H98ZM201 91H205V92H210L211 95V98H207V101L206 99H204L203 97H201ZM252 91V92H253ZM11 92V93H10ZM119 92V91H118ZM126 92V91H125ZM246 92V91H245ZM249 93L252 95L251 97H253L254 95H256V93H258L256 95V97L258 96L259 97V91H255L256 93L253 95V93ZM121 93H123V91L121 90ZM119 93V94H121ZM131 93V92H130ZM129 93V94H130ZM141 93V92H140ZM138 92V94H140ZM247 93V92H246ZM246 93L244 95H246ZM261 93V92H260ZM41 94V93H40ZM132 94H135V93H131ZM147 94V95H146ZM208 94V93H207ZM232 93H230L231 95ZM250 94H247L249 95L248 97H250ZM87 94H85L86 96ZM96 95V94H95ZM115 96V94H113ZM129 95V96H131ZM142 95V94H141ZM142 95V96H143ZM246 95V96H247ZM264 93H262L260 96L263 97ZM113 96V97H114ZM125 94H123L122 96L120 95V100L125 98ZM140 96V95H139ZM240 96V95H239ZM128 97V95H127ZM247 97V98H248ZM250 97V98H251ZM255 97V98H256ZM257 97V100H259V98L261 99L262 97ZM33 98V99H34ZM91 98V97H90ZM89 97L88 99L91 100ZM116 98V97H115ZM255 98H253V103L254 105L257 103V101H254L256 100ZM105 99V98H104ZM103 99V100H104ZM102 100V99H101ZM118 100V99H117ZM116 100V101H117ZM138 100V99H137ZM223 100V102H224ZM242 100V99H241ZM248 100H250L248 98ZM246 101L248 103H245V107L247 108L248 104L250 103V101ZM262 100V99H261ZM260 100V101H261ZM92 101V100H91ZM90 101V102H91ZM123 101V100H121ZM131 101V100H130ZM139 101V100H138ZM243 101V100H242ZM98 102V101H96ZM133 102V101H132ZM135 103L136 102V99L134 101ZM207 102V104H206ZM236 102V101H235ZM259 102V101H258ZM263 102V101H261ZM101 103V102H100ZM99 103V104H100ZM206 105H205V104ZM231 103V102H230ZM94 104V103H93ZM133 104V103H132ZM139 104V103H137ZM135 104V105H137ZM177 104L180 106L178 107ZM251 103V105H253ZM262 103L258 104L257 105H261ZM130 105H131V102H130ZM134 105V106H135ZM140 105V104H139ZM250 105V104H249ZM263 105V104H262ZM227 106V105H226ZM130 107V106H129ZM132 107V106H131ZM176 107L179 108V115L176 114ZM196 107V108H195ZM252 107H255V106H252ZM117 108V107H116ZM115 108V109H116ZM232 108V106H231ZM230 108V109H231ZM257 108V107H255ZM254 108V109H255ZM101 109V107H100ZM137 109H140V111L137 112ZM196 109V110H197ZM229 109V107H228ZM235 109V108H234ZM240 109V108H239ZM249 109H250V106H249ZM249 109H246V110H249ZM31 110V109H29ZM119 110V109H117ZM125 110V109H124ZM133 110V109H132ZM166 110V111H165ZM205 110V109H204ZM203 110V111H204ZM208 111V109H206ZM253 110V109H252ZM256 110V109H255ZM21 114H20V112ZM128 111H129V108H128ZM127 111V112H128ZM169 112L171 111L175 117L176 116H179L178 119L174 122H172L171 120V123H170V120L171 118L173 117H170L169 119H166L164 118L163 119V116H172V115H165L164 113L166 112ZM236 111V110H235ZM241 111V110H240ZM243 111V110H242ZM241 111V112H242ZM251 111V110H249ZM29 112V111H28ZM116 112V111H115ZM118 112V111H117ZM121 112V111H120ZM123 112V110H122ZM132 111H130V114L133 115V113H131ZM164 112V113H163ZM196 112V111H195ZM205 112V111H204ZM233 112V111H231ZM111 113V112H110ZM126 113V112H125ZM201 113H202V110H201ZM199 113V114H201ZM24 114V113H23ZM101 114V113H100ZM115 114V113H114ZM113 114V116H114ZM129 114V112H128ZM142 114V113H141ZM164 114V115H163ZM168 114V113H166ZM205 114V113H204ZM236 114V112H235ZM232 115L231 117H235V116H238V115ZM124 115V114H123ZM127 115V114H125ZM136 115V114H135ZM133 115V117L135 116ZM136 115V116H137ZM173 115V116H174ZM197 115V114H196ZM203 115V114H201ZM264 115V114H263ZM130 117H132L131 115H129ZM190 116H193L192 114ZM197 116H200V115H197ZM208 116V115H207ZM242 116V114H241ZM256 116V114L254 115ZM262 116V115H261ZM115 117V116H114ZM118 117V116H117ZM132 117V118H133ZM137 117V119H138ZM174 117V119H175ZM203 117V116H202ZM209 117V116H208ZM233 117V119L235 120L236 122V119ZM244 117V116H243ZM242 117V118H243ZM260 117V116H259ZM129 118V117H128ZM131 118V119H132ZM177 118V117H176ZM180 118V119H181ZM185 118V117H184ZM198 118V117H197ZM237 118V122H240V126H241V122H244L243 119H240L241 117L239 116L236 117ZM251 117H249L248 120L251 121L250 119ZM130 119V118H129ZM134 119V118H133ZM135 119L134 122L137 120ZM188 119V118H186ZM193 119V118H192ZM199 119H202L203 118H199ZM260 119H263V123H264V116H262V118ZM118 120V119H117ZM127 120V119H126ZM168 120L169 123L166 121ZM191 120V118H190ZM232 120V119H230ZM233 120V122H234ZM242 120V121H241ZM141 121V120H140ZM199 121V120H198ZM255 121V120H254ZM128 122V121H127ZM139 122V121H137ZM184 122V119L182 121V124ZM233 122L231 123L232 126H233ZM119 123V122H118ZM121 123V122H120ZM187 123H189L187 121ZM194 123V122H193ZM201 123V122H200ZM255 122L252 123V126ZM259 123V122H258ZM140 124V123H139ZM169 124V125H168ZM181 124V123H180ZM181 124V125H182ZM190 124V123H189ZM192 124V123H191ZM203 123H201V127ZM230 124V125H231ZM235 124V123H234ZM126 125V124H125ZM185 125V124H184ZM187 125V124H186ZM197 128V123L195 124ZM237 125V124H236ZM256 125V123H255ZM254 125V126H255ZM259 128H257V131L258 129H260L261 127H263V125H259L257 124ZM257 125L255 127H257ZM113 126V125H112ZM140 127V125H138ZM183 126V125H182ZM189 126V125H188ZM200 126V125H198ZM229 126V125H228ZM226 126V127H228ZM238 126V125H237ZM239 126V127H240ZM253 126V127H254ZM131 127V126H130ZM136 127V122H135V126ZM139 127H136V128H139ZM176 127H178L177 129V133H178V146H176V138H177V134H176ZM186 128H182V131L185 132L184 130L187 129V126H185ZM190 127V126H189ZM235 127V125H234ZM244 124H243V131H244ZM254 127V128H255ZM200 128V127H198ZM225 128V127H224ZM237 130H238V127H236ZM119 129V128H118ZM126 129V128H125ZM131 129V128H130ZM141 129V128H140ZM150 129V128H149ZM147 129V130H149ZM192 129V128H191ZM117 130V129H115ZM123 130V129H122ZM136 130V129H135ZM146 130V129H145ZM153 130L152 131V135H153ZM189 130V129H187ZM186 130V132H187ZM256 130V129H255ZM262 130V129H261ZM261 130H259V132H261ZM151 131L147 132V133H150ZM162 130V132H164ZM240 131V130H239ZM43 132V133H42ZM141 132V131H140ZM144 132V131H143ZM142 132V134H143ZM156 132L154 133L156 135ZM202 132V131H201ZM133 133V132H132ZM135 133V134H136ZM203 133V132H202ZM243 133V132H242ZM246 133V132H244ZM39 134V135H37ZM115 134V132H114ZM151 134V133H150ZM149 134V135H150ZM164 134V136H163ZM222 134V133H221ZM234 134V133H233ZM237 134V133H236ZM247 134V133H246ZM244 134V135H246ZM262 134V133H261ZM261 134H258L257 135H261ZM264 134V133H263ZM262 134V135H263ZM125 135V134H124ZM129 135V134H128ZM137 135V134H136ZM145 135V134H144ZM223 135V134H222ZM243 135V136H244ZM261 135V136H262ZM118 136V135H117ZM120 136H121V133H120ZM119 136V137H120ZM123 136V135H122ZM121 136V137H122ZM126 136V135H125ZM134 136V135H133ZM138 136V135H137ZM148 136V134H147ZM213 136V134H212ZM221 136V135H220ZM218 136L220 139L221 137ZM238 136V135H236ZM241 136V135H240ZM114 137H116L114 135ZM120 137V138H121ZM138 137V138H140ZM150 137V136H149ZM153 137L152 136V140H153ZM187 137V138H185ZM208 137V136H207ZM215 137V136H214ZM217 137V136H216ZM239 137V136H238ZM237 137V138H238ZM127 138V137H126ZM197 138V137H196ZM260 138V137H259ZM258 138V139H259ZM118 139V137H117ZM116 139V140H117ZM121 139H124L123 137ZM132 139V137H131ZM130 139V140H131ZM148 139V140H147ZM190 139V138H189ZM239 139V138H238ZM257 139V138H256ZM128 140H129V137H128ZM134 140V139H133ZM136 140V139H135ZM138 140V139H137ZM136 140V141H137ZM123 141V140H122ZM125 141V140H124ZM135 141V142H136ZM155 141H157V143H155ZM191 141V140H190ZM222 141V142H221ZM114 142V141H113ZM133 141V143H135ZM115 143V142H114ZM137 143V144H138ZM152 143V141H151ZM55 144V143H54ZM127 144V142H126ZM130 145V143H128ZM132 144V143H131ZM231 144V142H230ZM228 143V146L230 145ZM45 145V144H44ZM56 145V144H55ZM118 145H120L118 143ZM122 145V144H121ZM120 145V146H121ZM133 145V144H132ZM117 146V145H116ZM235 146V145H234ZM115 147V146H114ZM127 147H132L131 145L130 146H127ZM129 148H127L129 150ZM136 148V147H135ZM137 148V149H138ZM123 148L121 147L120 150H122ZM126 149V151H127ZM132 149V148H131ZM114 150V149H113ZM116 151L119 152V148L116 149ZM123 151V150H122ZM124 150V153L126 152ZM135 151V150H133ZM195 152V155H192L191 152ZM127 153V152H126ZM125 153V154H126ZM130 153H131V150H130ZM115 154V153H114ZM118 154V153H116ZM129 154V153H128ZM127 154V155H128ZM133 154V153H132ZM136 154V155H135ZM119 155V154H118ZM124 155V154H123ZM130 155V154H129ZM140 156L142 155L141 153L139 154ZM103 156V155H102ZM117 156V155H116ZM121 156V157H120ZM120 159L123 157L121 154H120ZM96 157V156H94ZM125 157V156H124ZM131 157V156H130ZM133 157V155H132ZM135 157V158H136ZM18 158H21L24 160H20ZM115 158V157H114ZM127 158V156L125 157ZM139 158V157H138ZM20 161H18V160ZM38 159V160H37ZM124 159V158H123ZM134 159V158H133ZM122 160V159H121ZM117 161V160H116ZM135 162H139V161H136L135 159ZM50 163V162H49ZM125 164V161L123 162ZM122 163V164H123ZM127 164V163H126ZM126 164H125V168H126ZM133 164V165H131ZM93 165V164H92ZM128 165V164H127ZM165 165H169L173 170H174V174L172 176H169V173H168V176H167V172L165 173ZM50 166V165H49ZM164 166V167H163ZM168 166V167H169ZM42 167V166H41ZM46 167V168H45ZM119 167V166H118ZM122 167H124L122 165ZM128 167V166H127ZM128 167V168H129ZM160 167H163L160 169ZM134 168V167H133ZM213 168H216V169H213ZM217 168L219 169H222L221 171V175L223 177H220L221 175L220 174H215V170L218 172L220 171L217 170ZM122 169V168H121ZM161 170V171H164L165 173V176L167 178L164 177V174L162 175V177L164 178H157V174L159 173L158 170ZM96 170V169H95ZM123 170H126L123 168ZM128 170V169H127ZM126 170V171H127ZM124 171V172H126ZM160 171V172H161ZM172 171V170H171ZM176 171L177 173L179 174L178 176H176ZM92 172V171H91ZM94 172V171H93ZM119 172V171H118ZM124 172H122L124 174ZM216 172V173H217ZM41 173V171H40ZM89 173V172H88ZM127 174H129L128 172H126ZM163 173V172H162ZM161 174V173H160ZM160 174L159 177L161 176ZM31 175V176H30ZM42 175V174H41ZM91 175V174H90ZM94 175V174H93ZM115 175V174H114ZM120 175V174H119ZM125 175V174H124ZM123 175V176H124ZM113 177V176H112ZM106 179V178H105ZM164 179V180H163ZM166 179V180H165ZM107 180V179H106ZM102 181V180H101ZM261 181V182H262ZM37 182V181H36ZM98 182V181H97ZM100 182V181H99ZM23 183H26L27 185H29L30 187V192H31V197L29 200H22L21 196V191H20V186L21 184ZM38 183V182H37ZM108 183V182H107ZM114 183V182H113ZM103 184V183H102ZM116 184V183H114ZM118 184V183H117ZM67 185V183H66ZM106 185V184H105ZM48 187V186H47ZM50 188V187H49ZM96 188V187H95ZM120 188V189H121ZM45 190H47V188H45ZM103 190V189H102ZM114 190V189H113ZM117 190V189H116ZM122 190V189H121ZM122 190V191H123ZM24 191V190H23ZM48 191V190H47ZM120 191V190H119ZM139 192V191H138ZM179 192L180 194L182 195L183 194V197L179 195ZM91 193V191H90ZM94 193V192H93ZM117 193V192H116ZM120 193V192H119ZM147 193V192H146ZM145 193V194H146ZM210 193V192H209ZM208 193V194H209ZM148 194V193H147ZM148 194V196H149ZM100 195V194H99ZM116 195V194H115ZM25 196V195H24ZM94 199L96 198L94 195ZM91 196V197H93ZM176 196H178L179 198H183L182 200H185L186 198V202L183 203V201L181 202V204L179 202L176 201ZM205 196V195H204ZM48 197V196H47ZM113 197V196H112ZM147 197V196H146ZM185 197V198H184ZM207 197V196H205ZM205 197H203L205 199ZM209 197V195H208ZM59 198V197H58ZM101 198V197H100ZM211 198V197H210ZM93 199V200H94ZM98 199V198H97ZM104 199V197H103ZM106 199V198H105ZM118 198H116V201H117ZM90 200V199H89ZM88 200V201H89ZM114 200V199H113ZM132 200V199H130ZM203 200V201H202ZM212 200V199H211ZM60 201V200H59ZM107 201V200H106ZM119 201V199H118ZM122 201V200H121ZM133 201V200H132ZM132 201H130L129 203L132 205ZM220 201H218L217 203H219ZM103 202V201H102ZM216 202V201H215ZM51 203V201L49 202ZM55 203V202H54ZM60 203V202H59ZM90 203V202H89ZM94 203V202H93ZM100 203V202H99ZM106 203V202H105ZM109 203V202H108ZM116 203V202H115ZM122 203V202H121ZM127 203V201H126ZM129 203H127V205H130ZM183 203V204H182ZM207 203V202H206ZM206 203L204 205H206ZM96 204V203H95ZM119 204V203H118ZM215 204V203H213ZM263 204V205H261ZM60 205V209L61 211L63 212V218L64 219H67L69 220L70 219V214L67 212L68 209H65V207L63 206L62 203L59 204ZM85 205V204H84ZM117 205V204H116ZM262 206V207H259V206ZM81 206V205H80ZM94 206V204H93ZM91 206V207H93ZM97 206V205H96ZM134 206V205H133ZM150 206V207H149ZM219 206V204H218ZM48 207V206H47ZM90 207V208H91ZM102 207V206H101ZM109 207V206H108ZM122 207V206H121ZM130 207V206H129ZM69 208V207H68ZM86 208V207H85ZM111 208V207H110ZM123 208V207H122ZM128 208V206L126 207ZM202 208V209H203ZM206 208V207H205ZM204 208V209H205ZM217 208V206H216ZM219 208V207H218ZM217 208V209H218ZM106 209V208H105ZM114 209V208H113ZM118 209V208H117ZM142 209V208H141ZM143 209H144V206H143ZM203 209V210H204ZM246 209H250L249 212L246 211ZM104 210V209H103ZM107 210V209H106ZM123 210V209H122ZM129 210V208L127 209ZM147 210V208L145 209ZM143 210V214H144V211ZM150 210V211H151ZM207 211H210V209H207ZM219 210V209H218ZM102 211V210H101ZM139 211V210H138ZM137 211V212H138ZM159 211V210H158ZM106 212V211H105ZM115 212V211H114ZM147 212V211H145ZM149 212V211H148ZM154 212V211H153ZM156 212V211H155ZM165 212V213H166ZM203 212H206V211H203ZM219 212V211H218ZM95 214L97 212H94ZM102 213V212H101ZM128 213V212H127ZM200 213V212H199ZM209 213V212H207ZM206 213V214H207ZM257 213V214H255ZM100 214V213H99ZM122 214V213H121ZM126 214V213H125ZM129 214V213H128ZM134 214V213H133ZM141 214V213H140ZM147 214V217H148V213ZM157 215V213H155ZM205 214V213H203ZM211 214V213H210ZM123 215V214H122ZM155 215V216H156ZM208 215V214H207ZM206 215V216H207ZM212 215V214H211ZM132 216V214H131ZM130 216V217H131ZM139 215H137L138 217ZM141 216V215H140ZM153 215H151V218H152ZM95 217V216H94ZM116 217V216H115ZM144 217V215H143ZM150 217V216H149ZM210 217V216H208ZM213 217V216H212ZM98 218V217H97ZM107 218V217H106ZM146 218V217H145ZM66 220V221H67ZM111 219H109L108 221H110ZM141 220V219H140ZM144 220V218L142 219ZM147 220V219H146ZM149 220V218H148ZM156 220V219H155ZM161 220H164L165 222H168V220L166 221L165 218L161 219ZM176 220V221H175ZM264 219H262L263 221ZM48 221V220H47ZM152 221V220H151ZM164 221H162V223H165ZM100 222V221H99ZM137 222V221H136ZM142 222V221H141ZM140 222V223H141ZM146 222V221H145ZM156 222V221H154ZM153 222V223H154ZM217 222V220L215 221ZM259 222V223H258ZM104 223V222H103ZM138 223V222H137ZM159 223V222H158ZM50 224V225H48ZM107 224V223H106ZM117 224V223H116ZM134 224V223H133ZM144 224V223H143ZM260 224V225H259ZM66 225V224H65ZM81 225V224H80ZM104 225V224H103ZM102 225V226H103ZM119 225V224H118ZM140 225V224H139ZM149 225V224H147ZM167 225H169L167 223ZM203 225V226H204ZM257 225V227H256ZM260 227H259V226ZM108 226V225H107ZM157 226H160V225H157ZM155 227V229L157 228L159 230L158 227ZM179 226H183V227H179ZM138 227V226H137ZM143 227V226H142ZM154 227V226H153ZM164 227H167L164 225ZM171 230L172 228L170 226H168ZM167 227V229H169ZM213 227V226H212ZM214 227V228H215ZM104 228V227H103ZM123 228V227H121ZM163 228V227H162ZM156 229V230H157ZM166 229V230H167ZM198 229V230H197ZM213 229V231H212ZM259 229V230H258ZM114 230V229H113ZM125 230V228H124ZM130 230V229H129ZM143 230V229H142ZM155 230V231H156ZM201 230V231H200ZM111 231V230H110ZM162 231V229L160 230ZM164 231V232H163ZM162 232L164 233V236H166L165 234H169V232L167 231V233L165 232V230H163ZM200 231V232H199ZM136 232V231H135ZM134 232V233H135ZM142 232V231H140ZM153 232V231H152ZM192 232H187V233H192ZM216 232H213L216 233ZM261 232V233H260ZM128 233V232H127ZM143 233V232H142ZM154 233V232H153ZM161 233V232H160ZM172 233V232H170ZM174 233V232H173ZM174 233V234H175ZM195 233V231H194ZM88 234V233H87ZM125 234V233H124ZM140 234V233H139ZM150 234V233H149ZM152 234V233H151ZM150 234V235H151ZM155 234V233H154ZM157 234V232H156ZM155 234V235H156ZM167 234V235H168ZM205 234V235H206ZM102 235V234H101ZM116 235V234H115ZM119 235V234H118ZM141 235V234H140ZM148 236V234H146ZM154 235V236H155ZM158 235V234H157ZM156 235V236H157ZM173 235V234H172ZM187 235V234H186ZM192 234H188V236H191ZM196 235H197V232H196ZM112 236V235H111ZM117 236V235H116ZM136 236V235H135ZM153 236V235H152ZM163 236V235H162ZM163 236V237H164ZM169 236V235H168ZM187 236V237H188ZM247 236V238H248ZM142 237V236H141ZM174 237H179L178 236H174ZM181 237H184L186 238L185 236H181ZM179 237V238H181ZM209 237H211V235H209ZM208 237V238H209ZM260 237V238H259ZM133 238V237H132ZM135 238V237H134ZM148 238V237H147ZM166 238V237H165ZM178 238V239H179ZM189 238V237H188ZM193 238V237H192ZM195 238V236H194ZM196 238H199V236H196ZM213 238V237H211ZM210 238V239H211ZM263 238V237H262ZM124 239V237H123ZM149 239V238H148ZM155 239V238H154ZM157 239V238H156ZM161 239V238H160ZM164 239V238H163ZM168 239V238H167ZM183 239V238H182ZM202 239V238H201ZM199 239V241L201 242L202 240ZM252 239V238H251ZM126 240V239H125ZM205 240H207L205 238ZM204 240V241H205ZM253 240V239H252ZM250 240V237H249V241H252ZM256 240V239H255ZM84 240H82V243H83ZM150 242V240H148ZM152 241V240H151ZM176 241H177V238H176ZM104 242V241H103ZM127 242V241H125ZM155 242V241H154ZM197 242V241H196ZM254 242V240H253ZM252 242V243H253ZM256 242V241H255ZM10 243L11 244V248L10 250H7L6 249V246L7 244ZM99 243V242H98ZM105 243V242H104ZM123 243V242H122ZM130 243V242H129ZM132 243V242H131ZM130 243V245H132ZM135 243V242H134ZM152 243V242H151ZM193 243V242H192ZM249 243V242H248ZM257 243V242H256ZM259 243H261V241H259ZM97 244V243H96ZM103 244V243H102ZM143 244V243H142ZM154 244V243H153ZM161 244V243H160ZM163 244V243H162ZM203 244V247L205 243H202ZM207 244V242H206ZM250 244V243H249ZM248 245L247 249H248V257L247 259L249 258L248 262H247V259H246V263L247 264H257L255 262V260H253V256H251L253 259L250 258V253L254 252L256 250V248L254 250H252V247L249 248L250 246ZM9 245V244H8ZM92 245V244H91ZM164 245V244H163ZM178 245V244H177ZM194 245V243H193ZM196 245V244H195ZM209 245V244H208ZM251 245V244H250ZM252 245H258V244H252ZM251 245V246H252ZM84 246V245H83ZM96 246V245H95ZM99 246V245H98ZM105 246V245H104ZM127 246V245H126ZM137 246V244H136ZM145 246V245H144ZM151 246V244H150ZM160 246V245H159ZM183 246V245H182ZM181 246V247H182ZM207 246V245H206ZM259 246V245H258ZM257 246V248H258ZM261 246V245H260ZM259 246V247H260ZM120 247V246H119ZM129 247V246H128ZM131 247V246H130ZM138 247V246H137ZM185 247V245H184ZM193 247V246H192ZM246 247V246H245ZM256 247V246H254ZM60 248V247H59ZM125 248V247H124ZM123 248V249H124ZM133 248V247H132ZM179 248V247H178ZM183 248V247H182ZM195 248V246H194ZM198 248V247H197ZM202 248V247H200ZM210 248V247H209ZM29 250L27 253L26 256H24V254H22V252L24 253V251L26 250ZM86 249V248H85ZM111 249V248H110ZM166 249V248H165ZM184 249V248H183ZM182 249V250H183ZM205 250L208 249V247H205L204 248ZM246 249V250H247ZM55 252H57L58 250H56L55 248L53 249ZM61 250V249H60ZM133 250V249H132ZM147 250V249H146ZM150 250V249H149ZM148 250V251H149ZM174 250V249H173ZM189 250V249H188ZM195 250V249H194ZM194 250H191L192 252ZM199 250V249H196V251ZM211 250V248L209 249ZM231 251V249H228V251ZM52 251V250H51ZM63 251V250H62ZM133 251H136L135 249ZM139 251V250H138ZM145 251V250H144ZM151 251V250H150ZM155 251V249H154ZM162 251V250H161ZM172 251V250H171ZM208 251V250H207ZM229 253H232L230 252ZM258 251V250H257ZM137 252V251H136ZM146 252V251H145ZM153 252V251H152ZM160 252V251H159ZM168 252V251H166ZM174 252V251H173ZM192 252L190 254H192ZM210 252V251H209ZM63 253V252H62ZM62 253H60V251L57 252V254L55 255H60L61 256H58L61 260L62 258ZM135 253V252H134ZM138 253V252H137ZM143 253V252H142ZM177 253V251H176ZM183 253V252H182ZM185 253V252H184ZM188 253V252H187ZM188 253V254H189ZM228 253V254H229ZM52 254V252H51ZM132 254V253H131ZM151 254V253H150ZM157 254V253H156ZM233 254V253H232ZM255 254V253H254ZM257 254V253H256ZM259 254V253H258ZM137 255V254H136ZM135 255V256H136ZM184 255V254H183ZM263 255V254H262ZM78 256V255H77ZM140 256V255H139ZM142 256V255H141ZM140 256V258H141ZM149 256V255H148ZM180 256L181 253H180ZM186 256V255H184ZM189 256V255H188ZM222 256V255H221ZM224 256V254H223ZM259 256V255H258ZM257 256V257H258ZM134 257V256H133ZM138 257V256H137ZM153 257L155 258V256L153 255ZM179 257V256H178ZM200 256H198V259ZM220 257V256H219ZM228 257V256H227ZM234 258V255L232 256ZM256 257V256H255ZM260 257V256H259ZM258 257V258H259ZM264 256L260 257L263 259ZM57 258V257H56ZM146 258V257H145ZM150 258V256H149ZM147 257V259H149ZM153 258V259H154ZM159 258V257H158ZM181 258V257H180ZM195 259H197L196 257H194ZM201 258L204 259V257L201 256ZM222 258V257H220ZM228 258H231V257H228ZM233 258L231 259V261L233 260ZM259 258V259H260ZM103 259V258H102ZM138 259V258H137ZM147 259H144L147 260ZM151 259V258H150ZM150 259H149V263H150ZM156 259V258H155ZM160 259V258H159ZM174 259V258H173ZM224 259V258H222ZM227 259V258H226ZM56 260V259H55ZM142 260V259H141ZM162 260V259H161ZM177 260V259H176ZM179 260V259H178ZM178 260L176 261L177 263L176 264H179L178 263ZM192 260V259H190ZM202 260V259H201ZM258 260V259H257ZM261 260V259H260ZM143 261V262H144ZM194 261V260H193ZM208 261V259H207ZM235 261V259H234ZM262 261V260H261ZM264 261V260H263ZM57 262V261H56ZM54 261V263H56ZM78 262V261H77ZM162 262V261H160ZM185 262V261H183ZM182 262V264H184ZM209 262V261H208ZM211 262V260H210ZM254 262V263H253ZM259 262V261H258ZM60 263V262H59ZM146 263V261H145ZM148 263V261H147ZM155 263V262H154ZM158 263V262H157ZM166 264V262H164ZM174 263V262H173ZM200 264V260H197V261H194V262H190V261H187L185 264ZM202 263V262H201ZM206 263V261H205ZM230 263V262H229ZM262 264V262H260ZM61 264V263H60ZM63 264V263H62ZM152 264V263H151ZM168 264V263H167ZM225 264V263H224ZM233 264V263H232ZM264 264V262H263Z\"/></svg>",
    "mask_w": 264,
    "mask_h": 264
}]
</instances>
